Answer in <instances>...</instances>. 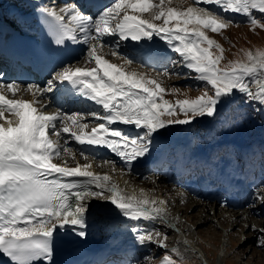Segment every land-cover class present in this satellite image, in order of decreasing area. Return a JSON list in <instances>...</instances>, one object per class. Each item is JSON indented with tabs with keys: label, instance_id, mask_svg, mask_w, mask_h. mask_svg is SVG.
<instances>
[{
	"label": "snow or ice",
	"instance_id": "1",
	"mask_svg": "<svg viewBox=\"0 0 264 264\" xmlns=\"http://www.w3.org/2000/svg\"><path fill=\"white\" fill-rule=\"evenodd\" d=\"M39 11L53 44L64 49L69 42L82 43L87 48L81 57L83 66H77L80 60L62 62L44 87L0 77V254L12 264H53L60 230L86 238L93 200L112 204L129 220L169 223L168 201L150 196L144 189L137 193L121 188L111 174L117 171L114 161H102L101 166H109L110 172L94 171L97 157L82 149L77 153L70 141L109 149L125 162L130 174L132 163L149 153L161 130L214 116L218 106L236 92L264 106V47L241 48L233 53L236 59L227 60L223 44L209 35H219L235 47L224 36L230 27H239L224 15L228 12L243 15L251 31L264 30V0H112L95 15L76 4ZM154 36L180 58L168 62L189 69L204 83L199 95L193 98L180 87H167L161 78L170 75L167 68L157 76L129 70L130 57L136 53L122 54L119 43H139ZM105 37H115L116 46L108 44ZM139 54L153 63L165 59L159 52ZM108 57L126 63H114ZM65 83L71 94L94 102L101 111L68 113L58 107L49 112L51 99L43 101L47 94L60 91L58 84ZM24 93L32 99H25ZM169 95L177 99H166ZM88 116L94 126L85 122ZM119 124L139 131L130 135L116 126ZM256 199L264 204V189ZM174 219L178 221V217ZM251 227L261 233L258 246L264 248V228ZM132 232L141 246L168 247L167 234L161 231L133 228ZM146 259L152 264L151 257ZM159 264H184V256L173 247Z\"/></svg>",
	"mask_w": 264,
	"mask_h": 264
},
{
	"label": "rangeland",
	"instance_id": "2",
	"mask_svg": "<svg viewBox=\"0 0 264 264\" xmlns=\"http://www.w3.org/2000/svg\"><path fill=\"white\" fill-rule=\"evenodd\" d=\"M187 2L191 3V0H187ZM200 6L210 7L213 8L214 11H220L219 8L213 5L202 4ZM224 15L239 24V27L232 26L224 32V36H226L228 40H230L232 44L235 45V47H231L227 40L223 39L219 35L212 33H209V35H213L214 38L218 39L223 44L224 48L226 49L225 57L227 60L236 59L237 57L234 56L233 53L238 52V50L241 48H253L257 46L264 47V30L257 29L255 32L251 31L245 20V17L241 14L228 12L224 13ZM257 15L260 14L257 13ZM107 38L109 37H105L106 42L109 44L110 39ZM114 40L116 41V39ZM112 43V46L115 47L116 43ZM119 50L122 54L128 53L125 49H123L120 43ZM105 51H107V47L105 48ZM85 52L86 51H83L82 55ZM167 55L168 59L166 63L160 67H146L141 65L138 61H133L131 65H133L134 69H131L134 71L147 73L149 76H157L158 73H162L165 68H167L170 75L168 77H161L164 79L165 85L167 87H180L182 92H186L188 96L193 98L199 95L204 89V83L196 80V74L191 72L189 69L180 65L174 66L172 63L168 62L169 60H179L180 58L177 53L170 49V52H168ZM81 57V62L77 66H83ZM108 58L114 63L124 64L126 62V60L118 58L116 59V57ZM223 63L224 62H222L221 66H223ZM91 66L93 65H89V67ZM46 82L44 83L45 85ZM25 95L31 96L29 93ZM179 98H183V96ZM166 99L175 101L177 97L169 95L166 96ZM47 101L48 99L45 98L43 103H46ZM49 107V112H53L57 109L56 106L51 105ZM70 111L72 112L74 110ZM76 111L83 113L81 109ZM88 118L91 117L88 116L86 121L89 120ZM88 123L91 127V124H94L95 121H90ZM202 128L205 130H202ZM166 130L167 134L175 130V133L178 137L184 136V142L189 148H199V150H201L204 154L213 149H217L218 151L213 155L215 161L212 160L209 163L210 166H220L222 160H226L225 163L229 164L231 167H235L238 158L242 156L239 146L249 150V152H253L251 147L252 145H260L264 142V106L260 104L256 105L255 102H249L245 96L239 92H236L227 103H222L218 106L217 112L214 116L197 117L190 124L171 125L164 129V131ZM138 131L139 130L137 129L135 132L137 133ZM161 132V136L158 134L154 136L153 144L151 145L150 151L148 153L151 158L158 155L160 152L168 153L167 150L170 148V146L165 145L175 138V136L171 134V137H167L168 140H166L164 137L162 138L163 130H161ZM190 142H192L191 146ZM228 144H230V146H228ZM69 146L73 149H76L78 146L79 149L76 150L77 153H79V150L82 148L80 145L75 143V141H70ZM169 151L171 150L169 149ZM233 151L235 152L234 154L231 153ZM84 152L85 154H94L98 160L100 159L98 158V155H96V152H87V150H84ZM114 155L111 156L113 157ZM115 158L120 159L118 156H115ZM77 159L79 161L83 160L79 154H77ZM103 160L106 159L96 161L100 163L97 164L99 166L98 170L101 172H110L109 166H101ZM107 160L113 161L111 157L107 158ZM114 162L117 167V171L116 173H112L113 177L120 173L121 170H119V167L126 172L127 166L118 165L116 160H114ZM57 163H61V161ZM123 163L125 164L124 161ZM69 164H72V162L69 161ZM241 164L248 166L245 162H242ZM241 164H237V166ZM165 165L168 164L165 163ZM250 168L255 169V171L253 174H251L250 178H248V181L251 183L255 179H258V184L251 188L247 187V185L250 183L246 185V189L248 191L246 201L243 204H240L239 207H237V205L232 207L231 205L226 204L225 201L227 194L220 195L219 186L208 188L212 193L216 194L217 202L211 200L204 202L200 200L199 196L181 191V188L185 186L183 184L185 181L182 183L177 182L178 187L174 188L172 183H175V181H166L165 176L158 178L160 175H158V172L156 171L153 173L137 176L127 175L126 172L124 175L125 177H130L129 180L132 186L133 181L135 184H137L136 186L130 187L131 190L135 189L136 192H139L140 189H144L149 193L150 196L168 201V213L174 218L178 217V221H176L180 224V227L183 230V235L188 238L190 243L188 244L189 247L191 245L189 250L191 249L192 252L196 251L201 255L203 254L202 256L204 259L202 261L195 253H192L193 255L187 254L186 251L181 249L178 246L177 234L165 229V227L162 226V222L153 223L152 221L142 220V222H144L142 223L141 227L133 226L130 228V230L132 231L133 228H138L141 231L143 230V224L146 223L144 226L145 231L158 230L167 234L168 247L167 249H164L158 247L156 244H147L141 246L136 242L137 248H134L135 251L137 250V252H139V256H136L137 258L135 257L132 260L129 259L124 264H148V260L146 259L148 257L152 258V264H159V261L163 257L164 253L166 251H170L173 247L179 248L181 254L184 256V264H264V248L258 246V240L261 236V233L259 231H254L251 227L254 225L256 229L264 228V204H261L260 201L256 199V194L260 192L261 189H264V150L259 156L254 157V163H251V166L248 169ZM144 184H148V187H143ZM207 184L211 185L213 183L212 181H209ZM158 188L160 189V192L157 191ZM196 204H203L211 209L207 216L206 213L198 214L196 219H193L191 222H187L185 220L186 215H191V213H196L197 215V212H191L193 206ZM186 205V210L181 212L180 210L185 208ZM220 212H224L226 214L224 222L222 219H219V215H217ZM242 213L244 214L243 216L240 215ZM201 215H203L202 217L212 221L211 227H209L207 224L201 225ZM236 219L239 221V227L234 225V220ZM110 259H107V261L103 260L99 264H112L116 257Z\"/></svg>",
	"mask_w": 264,
	"mask_h": 264
},
{
	"label": "bare ground",
	"instance_id": "3",
	"mask_svg": "<svg viewBox=\"0 0 264 264\" xmlns=\"http://www.w3.org/2000/svg\"><path fill=\"white\" fill-rule=\"evenodd\" d=\"M54 2H55V0L51 1V3H54ZM125 42H128V41H125ZM141 43H142V46H139V44H137L136 42H132L131 44L129 43L127 46L128 47H133L134 45L139 46V47H137L138 53H140L141 51L150 50V49H153L155 52H157L158 47H160V49L163 51V53L170 52V51H168L167 47L157 46V45L151 44V43L148 44V42H146L145 40L141 41ZM146 46H148V48H145ZM118 62H119V60H118ZM128 67H129L130 71L134 69L133 65H129ZM131 68H133V69H131ZM40 81L42 82L43 79L40 78L39 82ZM57 107H60V105L58 104ZM75 109H76V106H71V110H75ZM69 112H71V111H69ZM88 122H90V121H88ZM124 126L127 127V129H124V128H121V129H123L125 132H128L130 135L133 134L131 131L132 129H134L133 126H131V125H124ZM202 130H205V129L202 128ZM163 132L166 133L167 130L166 131L163 130ZM175 132H176L175 130L171 131V134H173L175 136V138L173 140H171L170 142H173L174 144H178V145L185 143L184 142L185 140L183 139L184 136L178 137ZM160 133H162V132H160ZM160 133L158 135H160ZM160 136H159V138H160ZM170 137H171V135H170ZM263 137H264V135H263ZM191 145H192V142H190V146ZM166 146H167V143H166ZM228 146H230V144H228ZM251 147L253 149V153H251V152H248V153L251 154L252 157L259 156L261 154L262 150H264V142L261 143L260 145H257V144L252 145ZM78 149H79V147L77 146L76 149H74V150H78ZM99 149L103 153L102 155L100 153H98L99 155H101L100 160H102V159L107 160V158L110 157V155L107 153L108 151L105 152V149L103 147L99 148ZM169 149L171 150V148H169ZM169 149L167 150L168 153L160 152V153H158V155L153 156L152 158L150 157V155L147 154L145 157H142L138 161L133 162L131 165V173L130 174L127 173V175L137 176V175H144V174L153 173L154 171H156V172H158V175H160L158 178L165 176L166 181H170V182L175 181V183H172L174 188L178 187L177 182H180V181L182 182V180H183L181 178L182 175H180L176 171L173 172L172 176L167 174V173H169L170 168L165 165V163L167 162L166 159L168 157H176V153H174L172 150L169 151ZM87 150L91 151L92 149L88 146ZM182 151H184V150L180 151L181 154L186 153V152H182ZM213 151H214V153H216L218 150L213 149ZM213 151L211 154H213ZM231 153L234 154L235 152L233 151ZM98 154L96 153V155H98ZM112 159H113V161L117 160L116 162L120 166L125 165L121 159H114V158H112ZM82 161H80V162L83 163ZM96 161H99V160L94 161L93 170L97 171V172H101L100 170H98L99 166L97 165L100 163H98ZM185 162H186V160H178L177 161V163L182 165V166ZM186 163L187 164H184V167H186V168L189 167L190 164H191V166H198L199 169L205 168L204 162L195 164L194 161L191 162V160L190 161L187 160ZM164 165H165V167H164ZM155 168H157L158 170H154ZM119 170H122V169L119 167ZM226 172H229V171H226ZM101 173H103V172H101ZM120 173H121V171H120ZM120 173L113 178L116 180V182L120 185L121 188H125L128 192H131L132 190L130 189V187L136 186L137 184H135L133 181V186H132V184L130 183V180H129L130 177L129 178H128V176L125 177V175L123 176ZM242 175H244V176L246 175L245 173H243L242 169H240L239 175L231 174V176H233V177L235 176L234 179L242 178L241 177ZM125 181H127L128 183L126 184ZM228 181H229V179H227V183H228ZM141 184H143V183H141ZM143 187H148V184H144ZM195 189H196V187L194 185L190 189H188L185 186V190L181 188V191H183L184 193H192L195 196H199L200 200H202L204 202L207 200L217 202V197L215 196V193L210 192L204 186H201V188L199 189V190H201V192H198ZM241 189L242 188L239 185H236L235 183H233L229 186L228 189H224V190H228V191L232 190V191H235L237 193V190L239 191ZM173 190H175V189H173ZM176 190H177V188H176ZM157 191L160 192V189L158 188ZM237 194L239 196H234V197L236 199V202L239 201L236 204L237 207H239L240 204H243L246 201V198L244 199V197L242 198V195H240L239 193H237ZM203 204L202 205H197V204L194 205L191 212H197V215H196V213H191V215H186L185 220L187 222H191V221H193V219H196L198 217V214H205L206 213V216H207L211 208H208L207 206H205ZM226 204L230 205L227 202H226ZM186 208H187V205L185 208H183L180 211L183 212L184 210H186ZM217 215H219V219H222L223 222L225 221L226 214L224 212H220ZM240 215L243 216L244 214L242 213ZM202 216L203 215H201V218H200L201 219V225L207 224V225H209V227H211L212 221L210 219H206L205 217H202ZM143 222H142V220L133 221V220H129V219L123 217L119 213V211L110 203L93 200L90 202V211L88 213V227L86 229V231L91 233V235L89 237H86V239L79 238L78 236H75L74 237L75 241L73 244V248H74L73 251L74 252L66 253L63 257H55L56 258L55 260L60 261L63 264H76L77 262H79L80 264H83V263H85V264H99L103 260L107 261V259L109 260L110 258L115 257L114 256L115 253L119 250H130V252H125L121 255V257H124L123 259L116 257V259H114L113 263H112V264H124L129 259L132 260L136 256H139V252H137V250L135 252L131 251V248H133V247L137 248V246H136L135 235L130 230V228L133 226H140L141 227ZM152 222L157 223V222H161V221L159 219H157V220L152 221ZM168 222L170 224H174L175 227H170L169 223H163V222L162 223L164 225L162 224V226H164L165 229L170 230V231L174 232L175 234H177L178 246L181 249H183L184 251H186L187 254L195 253L203 261V259H204L202 256L203 254L201 255V254L197 253L196 251L192 252L191 249L189 250L191 245L189 247L188 244H190V243H188V244L184 243V240L185 239L188 240V238L183 235V230L181 229L180 224L170 214L168 216ZM143 225L145 226L146 223ZM234 225L236 227L240 226L239 221L237 219L234 220ZM144 226H142L143 227V230H141L142 232L145 231Z\"/></svg>",
	"mask_w": 264,
	"mask_h": 264
},
{
	"label": "trees",
	"instance_id": "4",
	"mask_svg": "<svg viewBox=\"0 0 264 264\" xmlns=\"http://www.w3.org/2000/svg\"><path fill=\"white\" fill-rule=\"evenodd\" d=\"M255 104L257 105L258 103L255 102Z\"/></svg>",
	"mask_w": 264,
	"mask_h": 264
}]
</instances>
